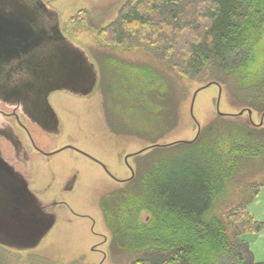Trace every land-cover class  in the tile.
Returning a JSON list of instances; mask_svg holds the SVG:
<instances>
[{
	"label": "trees",
	"instance_id": "trees-1",
	"mask_svg": "<svg viewBox=\"0 0 264 264\" xmlns=\"http://www.w3.org/2000/svg\"><path fill=\"white\" fill-rule=\"evenodd\" d=\"M95 29L104 42L143 49L182 76L210 70L241 105L264 113V0H126L115 20ZM153 69L135 66L134 72L138 81L164 90L166 78ZM219 115L192 141L153 142L150 154L158 157L147 169L148 157L136 153L134 176L101 197L115 261L125 256V264H260L244 236L264 229L249 211L263 184H247L251 195L225 216L212 211L241 160L264 154V127L250 117L226 123ZM177 120L175 115L172 126Z\"/></svg>",
	"mask_w": 264,
	"mask_h": 264
},
{
	"label": "rangeland",
	"instance_id": "rangeland-1",
	"mask_svg": "<svg viewBox=\"0 0 264 264\" xmlns=\"http://www.w3.org/2000/svg\"><path fill=\"white\" fill-rule=\"evenodd\" d=\"M43 1L57 13L62 33L78 48L77 53L93 62L97 84L88 94H81L77 87L52 90L49 103L58 119L54 135L27 122L40 148L60 150L52 156L38 153L24 135L32 160L23 167L17 165L31 192L57 218L34 248L0 244V264H125V256L115 261L111 255L112 234L100 208L101 197L124 186L121 181L138 170L139 157H148L147 169L158 157L150 154L153 142L192 141L219 114H224L226 123H246L250 116L227 85L214 82L210 70L197 78L182 76L166 60L143 49L104 42L95 27L115 20L126 0ZM76 16L80 20L74 22ZM142 65L162 72L167 80L163 92L138 81L134 67ZM175 115L178 120L172 126ZM251 119L264 127V113L254 109ZM247 184H263L249 211L264 222V154L241 160L240 171L212 212L224 214L248 198ZM244 239L250 242L257 262L264 264V229Z\"/></svg>",
	"mask_w": 264,
	"mask_h": 264
},
{
	"label": "water",
	"instance_id": "water-1",
	"mask_svg": "<svg viewBox=\"0 0 264 264\" xmlns=\"http://www.w3.org/2000/svg\"><path fill=\"white\" fill-rule=\"evenodd\" d=\"M37 2L42 9L36 8L37 11H35L33 4L28 6L15 0V8L10 14H0V60L6 56H19L28 54L30 51L32 53L34 49L41 50V54L46 53L44 58L48 65H52V62L54 65L58 61L63 66V70L67 69L69 63L73 64L75 69L73 80L53 83L48 86L47 95L59 86L73 90L77 87L81 94L90 93L97 83L94 64L87 56L84 55L82 58L77 53L78 48L64 36L57 13H54L43 0H37ZM40 11L46 15L53 12L57 19L51 25L46 23L39 25L36 13ZM48 36L51 39L63 41L66 45L44 44ZM80 69H84L91 76L90 82H87L83 89L77 81ZM247 111L252 118V109L249 108ZM243 112V110L240 111V114ZM4 167L8 171L5 174L6 178L2 176L3 180H0V244L16 249L34 248L55 225L56 213L44 211V207L47 206L31 192L28 180L20 176L16 170Z\"/></svg>",
	"mask_w": 264,
	"mask_h": 264
},
{
	"label": "flooded vegetation",
	"instance_id": "flooded-vegetation-1",
	"mask_svg": "<svg viewBox=\"0 0 264 264\" xmlns=\"http://www.w3.org/2000/svg\"><path fill=\"white\" fill-rule=\"evenodd\" d=\"M28 6L34 5L35 11L39 8L37 0H19ZM22 3V4H23ZM15 8V0H0V14H10ZM39 25L46 23L51 25L57 19L55 14L36 13ZM50 36V34H49ZM48 36L44 44L55 43L66 45L63 41L51 39ZM50 38V39H49ZM46 53L41 50H33L28 54L19 56H6L0 60V180L6 178L7 168L14 169L22 177H25L17 165H25L32 160L24 143V135L32 143L33 149L46 156H52L59 149L46 152L40 148L30 130L29 123L39 126L45 133L54 135L57 129V116L49 103L53 92L46 94L48 86L53 83H61L74 79V66L70 64L67 69L58 61L48 65L44 58ZM47 67H50L47 70ZM87 67V66H85ZM78 82L83 87L89 83L88 72L78 70ZM17 126V127H16ZM20 131H18V129ZM25 133V134H24ZM3 165V166H2ZM4 197V195H3ZM44 211H48L44 207ZM50 212V211H49Z\"/></svg>",
	"mask_w": 264,
	"mask_h": 264
},
{
	"label": "crops",
	"instance_id": "crops-1",
	"mask_svg": "<svg viewBox=\"0 0 264 264\" xmlns=\"http://www.w3.org/2000/svg\"><path fill=\"white\" fill-rule=\"evenodd\" d=\"M89 61H90V60H89ZM90 62H91V61H90ZM90 62H89V63H90ZM92 63H93V62H92ZM96 84H97V83H96Z\"/></svg>",
	"mask_w": 264,
	"mask_h": 264
}]
</instances>
